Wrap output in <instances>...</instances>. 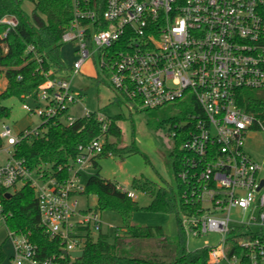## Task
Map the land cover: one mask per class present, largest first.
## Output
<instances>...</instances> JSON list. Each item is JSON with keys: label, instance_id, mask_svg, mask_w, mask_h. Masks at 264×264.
Masks as SVG:
<instances>
[{"label": "built area", "instance_id": "2783aa9c", "mask_svg": "<svg viewBox=\"0 0 264 264\" xmlns=\"http://www.w3.org/2000/svg\"><path fill=\"white\" fill-rule=\"evenodd\" d=\"M73 11L61 38L63 44L73 43V63L42 68L45 81L39 85L36 106L23 107L41 117L45 126L52 121L73 123L77 119L69 112L79 94L72 80L90 58L97 59L110 88L128 100L129 108L189 101L184 123H176L173 132L183 138L176 177L179 225L187 245L215 233L220 235L216 245L206 240L201 246L209 248V264H243L231 243L245 249L253 264L258 259L264 264V186L258 190L264 155L257 159L246 148L255 118L237 100L240 89H264V0H73ZM1 22L7 25L5 35L18 20L6 15ZM36 59L43 62L39 54ZM93 112L87 110L84 116ZM96 115L101 134L79 146L67 176L62 167L51 173L48 167L33 169L15 157V144L41 132L26 129L14 136L3 123L0 216L6 222L3 193L12 194L19 183L30 184L40 224L62 248L61 255L41 257L28 234L9 230L13 264H69L77 259L64 251L84 250L87 239L103 229L97 206H79L85 190L80 177L104 151L110 127L108 116ZM258 130L264 131V125ZM118 188L135 198L133 191ZM236 207L244 214L242 220L232 218Z\"/></svg>", "mask_w": 264, "mask_h": 264}, {"label": "trees", "instance_id": "16d2710c", "mask_svg": "<svg viewBox=\"0 0 264 264\" xmlns=\"http://www.w3.org/2000/svg\"><path fill=\"white\" fill-rule=\"evenodd\" d=\"M102 3L105 0H100ZM26 2L33 4L30 11L25 8ZM6 15L15 16L18 23L14 29L3 34L7 25L1 22ZM74 17L73 0H0V75L7 79V86L0 93V122L11 115L10 107L3 101L11 97L38 100L39 85L45 81L42 68L48 70L51 65L65 68L60 55L63 45L61 38ZM29 46L34 51H29ZM36 54L43 58L40 63ZM252 89H240L238 104L246 112L254 116L252 129L258 130L260 123L264 125V94L256 95ZM119 96L117 95L116 98ZM123 97V96H122ZM127 104V99L124 97ZM183 107L181 116L188 115L189 101L175 103ZM137 107V105H135ZM94 111L91 116L77 118L71 124L49 122L42 124L45 131L38 135L28 136L14 145V155L24 159L33 169L48 167L53 173L62 167L64 174H70L69 167L74 166L80 145H86L101 134V122ZM110 118L104 151L98 158L113 156L125 157L137 149L133 145L122 144L123 130L119 125L122 114ZM176 118H172L171 127L174 132ZM23 133V132H22ZM21 133V134H22ZM175 147L170 153L173 169L177 173L182 156L180 146L183 138L174 136ZM2 140L0 139V145ZM96 172L91 174L85 184L84 193L97 196V207L101 210L119 211L122 216V226L111 236L107 230H101L95 238L90 236L84 247V256L79 259L84 264H209V248L199 247L189 250L185 235L178 225L177 238L165 235L161 226L138 225L133 222L132 214L139 209L135 198L128 196L126 191L118 188V184L100 174V163L94 162ZM55 173V172H54ZM133 186L141 189L151 197L149 209L176 213L178 216L180 204L172 186L158 185L144 177H136ZM3 193V202L7 213L6 223L11 231L28 234L37 244L40 256L61 255L59 241L49 239L40 224V213L35 189L28 183L16 189L10 197ZM184 208V207H183ZM160 238V251L141 256L127 250V244L133 240ZM264 239V236L262 237ZM232 250L242 254L241 263L253 264L245 249L231 243ZM231 250V251H232ZM5 253L0 247V262ZM66 258H70L66 256ZM256 264H261L260 259Z\"/></svg>", "mask_w": 264, "mask_h": 264}, {"label": "rangeland", "instance_id": "374dc122", "mask_svg": "<svg viewBox=\"0 0 264 264\" xmlns=\"http://www.w3.org/2000/svg\"><path fill=\"white\" fill-rule=\"evenodd\" d=\"M33 4L26 2L25 8L30 11ZM73 43L63 44L60 55L63 61L71 65L75 59L76 53ZM98 74V76H97ZM7 86V79L0 75V93ZM72 89L78 95V101L70 108V114L75 119L85 115V112L96 111L102 112L108 117L116 114H122L119 125L123 130L122 144L133 145L137 150L127 154L125 157L107 156L99 159L100 174L108 179L115 181L119 186L135 193V200L139 204V209L132 214V220L138 225L161 226L165 235H173L177 238L179 216L176 213H167L164 211H154L148 208L151 203V197L141 189L133 186V179L136 177L148 178L155 181L158 185H166L169 183L174 189V193L179 191V183L176 177L175 169H173L170 153L175 147L176 138L172 134V118H176L177 123L183 124L185 119L181 116L183 107L180 104L168 103L164 106L149 109L140 106L129 108L122 96L114 98V91L110 88L109 77L98 69L97 59L90 58L84 64L81 72L72 80ZM253 90V89H252ZM253 94H264V89H255ZM117 96V95H116ZM3 104L10 107L11 115L9 118L0 122V129L3 123L9 125L12 135L18 136L26 129L37 128L41 133L46 129L40 127L42 119L35 113L28 112L23 104L35 107L33 100L20 97H11L3 101ZM5 147L13 148L5 142ZM246 148L249 153L260 159L264 155V131L253 130L247 134ZM5 158V154H1ZM96 172L95 167L84 170L80 177V182L85 185L89 176ZM264 176V170L261 174ZM22 183L17 184L16 188L20 189ZM98 203L95 194L83 193L79 196V206L87 208L94 207ZM232 218L242 220L244 214L238 207L233 208L231 212ZM102 220L104 222L103 230H109V234L114 236L118 232V227L122 226V216L119 211L104 210L101 211ZM111 225L107 229V225ZM9 228L5 220L0 216V247L5 253V258L0 264H13L11 255L13 253V243L9 236ZM99 231L94 232L96 238ZM168 236V235H167ZM219 234L209 233L188 242V249L194 250L205 245L207 240L210 244L216 245L219 241ZM162 239L153 238L146 240H133L127 244V250L141 256L158 252ZM159 245V246H158ZM69 264H84L79 259L70 260ZM222 264H228L224 262Z\"/></svg>", "mask_w": 264, "mask_h": 264}, {"label": "water", "instance_id": "95a60500", "mask_svg": "<svg viewBox=\"0 0 264 264\" xmlns=\"http://www.w3.org/2000/svg\"><path fill=\"white\" fill-rule=\"evenodd\" d=\"M264 186V178L261 180L260 185L258 187V190H260ZM11 193H7V197H10ZM85 251L84 250H77V251H64V254L69 255L76 259H81L84 256Z\"/></svg>", "mask_w": 264, "mask_h": 264}, {"label": "crops", "instance_id": "0c3cea01", "mask_svg": "<svg viewBox=\"0 0 264 264\" xmlns=\"http://www.w3.org/2000/svg\"><path fill=\"white\" fill-rule=\"evenodd\" d=\"M97 76H98V74H97ZM113 95H114V96H113L114 98H116V97H117V96H116V94H115V92H114V94H113ZM99 159H100V158H97V160H98V161H99ZM166 234H167L168 236H170V237H173V236H174V234H173V235H169L168 233H166Z\"/></svg>", "mask_w": 264, "mask_h": 264}]
</instances>
